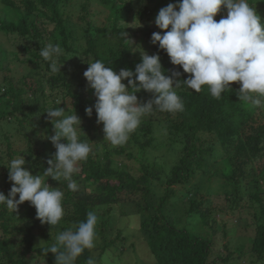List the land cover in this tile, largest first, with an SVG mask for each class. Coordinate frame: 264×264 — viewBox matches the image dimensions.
Returning a JSON list of instances; mask_svg holds the SVG:
<instances>
[{
    "label": "trees",
    "instance_id": "trees-1",
    "mask_svg": "<svg viewBox=\"0 0 264 264\" xmlns=\"http://www.w3.org/2000/svg\"><path fill=\"white\" fill-rule=\"evenodd\" d=\"M76 1L0 0L12 11L8 22L0 18V31L16 43L19 52L14 57L19 59V53L27 54L22 62L29 65L27 69L25 68L28 74H23L18 80L7 71L0 82V124L6 122L8 125L18 126L21 130L25 125H31L33 136L23 135L24 132L21 131L19 133L28 143L29 157L25 159L26 162L35 163L30 165L33 175H42V172L35 171L34 168L36 165H48L47 160L54 155V153L48 155L50 152L46 153L43 147L33 150V141L41 138L45 127L47 130L53 128L52 123L47 121L43 123L34 116L41 107H35V104L31 106V103L37 102L39 97H43V105L64 108L69 114L73 108V111L79 113L78 117L81 119L79 138L88 142L91 147L88 158L80 161L82 162L80 172L78 174L74 172L72 175V179L77 183L76 190H69L68 181L63 177L52 181V188L58 187L64 192L65 214L61 220L63 229L74 227L84 221L89 211H95L101 220L95 229L97 247L86 249L75 264H88L89 259L97 264L98 257L94 253L98 248L103 255L117 245L116 242L122 238V233L117 231L115 239H110L109 236L114 235L112 231H115L113 213L124 203H134L138 208L140 231L156 261L155 264H229L231 255L211 259L212 240L177 226L170 207V200L176 194V185H182L184 189L199 176L198 186L202 184L204 186L206 168L211 169L214 176H220L233 188L229 196L233 197L235 190L232 205L243 199L244 195L241 193L243 190L247 191V197L254 204L256 219L250 251L262 259L264 109L259 108L261 112L255 113L251 111L252 108L255 110L254 106L240 102L237 95L240 85L236 82L230 84V89L222 93L220 98L212 97L207 86H203L199 93L189 89L183 81L187 80L190 74L184 73L180 66L171 64L166 52L160 50L158 45L145 42L151 40L154 32L161 31L150 17L154 18L157 15L160 6L175 4L178 0H147L136 12L137 16L145 19V25L141 28H130L127 24L130 17L135 16L133 0H99L100 3L107 5L110 14L109 24L103 26H98L89 19L93 14L89 10L91 0H79L80 3L78 1L77 3L80 10L85 14L81 18L83 26L78 28L86 43L81 49L82 55L86 57L84 60L86 67L89 66L87 64L89 62L101 60L116 73L121 69H130L134 72L135 66L141 62V55L137 52L146 45L150 51H147L148 55L159 54L167 75L173 72L180 73L176 79L181 82V86L176 91L183 102V110L161 112L154 109L141 118L139 126L129 134L125 143L112 145L104 140L103 125L97 123L93 107L95 103L84 96V86L88 83L86 79L79 83L80 89L73 92L77 74H69V70L73 68V61L79 49H75L77 30L70 14ZM249 2L255 6L257 14L264 21L262 1ZM223 10L225 9L222 8L221 12ZM48 43L59 44L64 50L63 55L57 60L58 65H62L60 72L53 73L47 78L52 91L64 89L56 96L46 94L44 79L41 76V70L49 69V62L43 60L39 50ZM2 52L4 50L0 47V54ZM82 63L83 61L79 60L80 69ZM30 76L36 79L35 88L28 81ZM122 82L127 86L126 80ZM88 93L93 94L94 90L90 87ZM136 95L138 101L143 103L154 99L155 94L142 90ZM69 96L74 98V103L65 102ZM59 98L62 99L61 102L57 101ZM31 107H34V110ZM88 107H93L91 117L85 112ZM5 140L11 158L16 154L23 155V152L16 153L12 150L10 137L6 135ZM134 147L138 149L139 157L133 153ZM158 150L178 156L167 176L155 173L152 164L144 159L146 153ZM124 158L138 162L141 173L137 175L130 172ZM257 163L260 165L258 168ZM220 170H223V173H218ZM8 175L7 169L3 174L5 196L12 186ZM195 203L191 202L189 213L198 212L199 207ZM49 226L37 219L36 209L29 202L19 205L16 212L0 206V264H56L55 256L45 251L52 246L49 242L47 246H37V237L47 235L45 230ZM16 232L23 234L18 244ZM239 251L243 252V248H239ZM33 259L35 262H31Z\"/></svg>",
    "mask_w": 264,
    "mask_h": 264
},
{
    "label": "clouds",
    "instance_id": "clouds-1",
    "mask_svg": "<svg viewBox=\"0 0 264 264\" xmlns=\"http://www.w3.org/2000/svg\"><path fill=\"white\" fill-rule=\"evenodd\" d=\"M222 8L227 15L217 21ZM155 25L161 31L152 34L151 43L166 52L171 64L190 74L183 81L189 89L199 93L207 86L212 97L220 98L230 84L238 82L240 102L264 109V21L249 0H178L159 10ZM63 51L53 43L40 48L39 55L49 62L51 73L60 72L62 65L57 60ZM87 64L83 76L94 90L97 123L103 125L104 140L112 145L125 143L141 118L154 109L183 110L176 91L181 86L176 79L180 73L167 75L159 54L143 52L134 72L121 69L116 73L101 60ZM142 90L154 93V99L138 101L136 93ZM93 107L85 109L89 117ZM45 113L54 131L46 138L56 149L47 160L49 167L42 175H33L25 168L24 155L11 159L7 168L12 186L7 196L0 192V206L16 212L19 205L29 202L42 224L56 226L65 214L64 192L50 187L44 178L63 177L68 189L76 190L72 175L78 162L88 158L91 147L79 138L81 119L75 111L66 114L68 111L58 107ZM65 140L67 143L62 142ZM97 221L96 212L89 211L84 221L59 232L55 244L45 251L55 256L56 264H75L86 249L95 247ZM88 264L94 261L89 259Z\"/></svg>",
    "mask_w": 264,
    "mask_h": 264
},
{
    "label": "rangeland",
    "instance_id": "rangeland-1",
    "mask_svg": "<svg viewBox=\"0 0 264 264\" xmlns=\"http://www.w3.org/2000/svg\"><path fill=\"white\" fill-rule=\"evenodd\" d=\"M77 1L78 3H80L79 0ZM77 1L75 2L76 4H74L75 6L72 8L70 14L72 23L77 30L75 49H79L78 52H76L77 55L73 61V68L69 70V74H77V82L73 85V92L80 89L79 83L85 80L83 73L88 68L86 67V62L84 61L86 57L82 55L81 51V49L85 47L86 43L84 38L82 37V33L78 28L80 26H83L81 24H83L84 22L81 18L85 14L80 10V5L77 3ZM146 1L147 0L132 1L134 4L133 14L135 16L130 17V21L127 23L130 28H141V26L145 25V19H141L140 16H137L136 12L139 11V9L144 6V4H146ZM260 1H262V4H264L263 0ZM140 3H142L141 6ZM89 5V10L93 12V14L90 15L89 19L98 26L108 25V17H110V14L107 5L100 3L99 0H91V4ZM166 6V4L160 6L157 9V15L159 10ZM11 12L12 11H10V9H8L0 2V18L2 17L8 22L11 19V16L9 15ZM226 15L227 12L225 9L222 12L218 13L215 19L219 21L222 16ZM156 16H154V18H156ZM150 18L151 20L155 21L154 18ZM145 42L149 43L151 42V40H146ZM0 47L4 50V52L0 54V82L2 81L3 76L7 74V71H10L9 75H13L16 80L23 76V74H28L26 69L27 67H29V65L22 62V59L27 57V54L19 53V59L14 57L15 54L19 52V50L16 49V43L11 37L3 33L2 31H0ZM147 51V46L143 45L137 53L141 55L143 52L147 53ZM79 60L83 61L82 69H80V67L78 66ZM51 75H53V73L50 72V69L44 68L43 70H41V76L44 79L46 94H53L54 96H56L64 89L60 88L58 90L52 91L47 80V78ZM28 81L34 85V88L36 87L35 77H28ZM236 83L240 85L238 82ZM89 89L90 86L87 83L86 86H84V96L91 102L95 103L96 98L94 96V93L89 94ZM66 98V103H74L73 97L69 96ZM60 100L62 101L61 98H59L57 101ZM43 102V97H39L37 102L33 104L31 103V106H34L35 104V107H41V109L34 116L37 120H40L43 123H46V121L51 123L47 118V114L45 113L51 107H48L46 104L43 105ZM43 106H47V108H43ZM31 108L34 110V107ZM26 110L29 111L28 109ZM251 111H254L255 113L261 112L258 107H255V110L254 108H252ZM71 112V114L74 113L73 108ZM75 113L79 115V113H77L76 111ZM30 126L31 125H25V127L21 130V128H19L18 126L12 124L8 125L6 124V122H1L0 124V192H3L4 194H6V186L3 180V174L8 169L7 165L11 159L22 156V154H16L13 158L9 156V150L7 148L5 136L7 135L11 138L12 150L16 153L23 152L24 158L27 159L29 157V154L27 153L28 143L27 140L22 137L19 131L24 132L23 135L27 134L29 136H33V129ZM77 131L79 133L81 129L77 128ZM52 135H54L53 128L47 130L45 127L42 135L40 136L41 138L36 140V142L39 143L35 144L36 142L33 141V150L37 147H43L45 149V152H50H46L48 155L51 153H55L56 149L46 138ZM93 149L95 148L93 147ZM132 151L136 157L140 156V153L138 152V149L136 147L132 148ZM100 153L103 155L102 151H100ZM144 157V159L147 162L151 163L153 168H155V173H158L161 176H167L178 156L169 152L167 153V151L164 152V150H158L146 153ZM124 162L126 163L127 169L130 172L136 173L137 175L141 173L138 162L134 160H128L127 158H124ZM32 164L34 165L35 163L31 161L26 164V169L29 170L31 174H33V171L31 170L32 168L30 167V165ZM81 165L82 162H78V164L76 165V174L80 172ZM257 165L258 168L260 165L259 163H257ZM47 167H49V165L42 164L36 165L34 169L35 171L43 173ZM206 171L207 176L205 178V181L203 182L204 186L203 184L198 186L200 181L199 176L195 177L192 180V182L186 187L187 189H183L182 185L175 186L176 194L170 200V207L173 211L172 214H174L173 218L175 219L176 225L187 228L190 231H193L203 237L211 239L213 242L211 259H217L218 257L226 258L227 256L231 255L229 264H264V257L260 259L255 253H252L250 251L252 240L255 235L256 219L254 217V204L252 200L247 197V191L243 190V192H241L244 195L243 199L239 200V203H233L232 205V200H235V190L233 197L232 195L229 196V192L232 193L233 188L229 186V184L227 185V182L225 183V180L220 176H214L211 169L206 168ZM221 172L223 173V170H220L218 173ZM44 180L50 187H52V178L45 177ZM209 191H211V193H209ZM202 195L204 196L203 199L201 198ZM193 201L198 204V212L189 213L191 209V202ZM113 215L115 218V224L113 226L115 227V231H112V234L114 235H110L109 238L115 239L117 231H120L122 233V238L116 242V246L108 249V251H106L103 255L102 251L99 248L96 250V253L94 254L96 257H98L97 264H155L156 261L153 255L150 253L146 241L144 240L143 235L140 231V214L136 205L134 203H124L118 208L116 212L113 213ZM201 215L205 216L203 217ZM99 223H101L100 219H98L97 225H99ZM62 225L63 224L60 222L56 226L50 225L48 228H46L45 232L47 235H45L44 237H37V246H47L48 242L49 245H53L56 242L57 234L65 230L63 229ZM22 237L23 234L16 232V244L21 241ZM96 241L97 238L95 239V247H97ZM239 248H243V252H240ZM34 260L35 259H33V261L31 262H35Z\"/></svg>",
    "mask_w": 264,
    "mask_h": 264
}]
</instances>
